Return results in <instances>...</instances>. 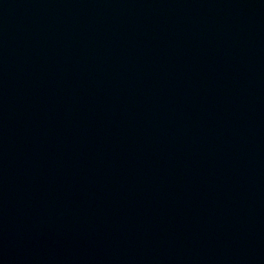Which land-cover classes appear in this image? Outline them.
<instances>
[{
    "label": "water",
    "instance_id": "water-1",
    "mask_svg": "<svg viewBox=\"0 0 264 264\" xmlns=\"http://www.w3.org/2000/svg\"><path fill=\"white\" fill-rule=\"evenodd\" d=\"M0 264H264V0H0Z\"/></svg>",
    "mask_w": 264,
    "mask_h": 264
}]
</instances>
